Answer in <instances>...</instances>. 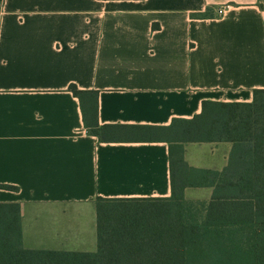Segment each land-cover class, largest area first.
Returning a JSON list of instances; mask_svg holds the SVG:
<instances>
[{"label": "crops", "instance_id": "crops-1", "mask_svg": "<svg viewBox=\"0 0 264 264\" xmlns=\"http://www.w3.org/2000/svg\"><path fill=\"white\" fill-rule=\"evenodd\" d=\"M71 84L99 91L101 137ZM258 88L264 0H0V185L18 187L0 203L20 204L23 246L97 251V197L172 194L170 145L146 126ZM230 150L186 143L184 159L221 171Z\"/></svg>", "mask_w": 264, "mask_h": 264}, {"label": "trees", "instance_id": "trees-1", "mask_svg": "<svg viewBox=\"0 0 264 264\" xmlns=\"http://www.w3.org/2000/svg\"><path fill=\"white\" fill-rule=\"evenodd\" d=\"M91 134L99 123V91L71 84ZM251 102L204 101L200 114L169 126H146L170 145V197H97L95 252L23 246L19 203H0V264H264V88ZM135 127V126H131ZM158 132V133H157ZM229 142L223 170L189 166L184 144ZM212 188L209 200L187 199V188ZM0 188L18 190L1 184Z\"/></svg>", "mask_w": 264, "mask_h": 264}, {"label": "rangeland", "instance_id": "rangeland-1", "mask_svg": "<svg viewBox=\"0 0 264 264\" xmlns=\"http://www.w3.org/2000/svg\"><path fill=\"white\" fill-rule=\"evenodd\" d=\"M208 195H209L208 193H201L199 200H201V199H204L205 201L208 200L209 199V196ZM195 196H196V194H194V193H189L188 194V197L190 199H195Z\"/></svg>", "mask_w": 264, "mask_h": 264}, {"label": "built area", "instance_id": "built-area-1", "mask_svg": "<svg viewBox=\"0 0 264 264\" xmlns=\"http://www.w3.org/2000/svg\"><path fill=\"white\" fill-rule=\"evenodd\" d=\"M223 11H224V8L222 10H220V13H223Z\"/></svg>", "mask_w": 264, "mask_h": 264}]
</instances>
